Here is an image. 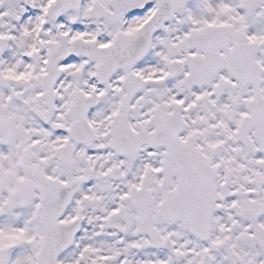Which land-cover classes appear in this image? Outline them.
I'll return each mask as SVG.
<instances>
[{"label": "snow or ice", "instance_id": "snow-or-ice-1", "mask_svg": "<svg viewBox=\"0 0 264 264\" xmlns=\"http://www.w3.org/2000/svg\"><path fill=\"white\" fill-rule=\"evenodd\" d=\"M0 264H264V0H0Z\"/></svg>", "mask_w": 264, "mask_h": 264}]
</instances>
